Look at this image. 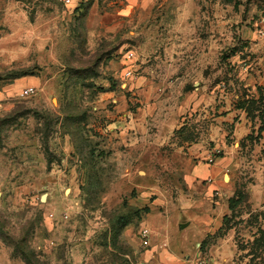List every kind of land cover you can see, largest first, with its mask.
Listing matches in <instances>:
<instances>
[{
    "label": "rangeland",
    "instance_id": "374dc122",
    "mask_svg": "<svg viewBox=\"0 0 264 264\" xmlns=\"http://www.w3.org/2000/svg\"><path fill=\"white\" fill-rule=\"evenodd\" d=\"M263 45L264 0H0V264H157L139 233L161 238L189 161L166 114L198 105L204 132L220 109L226 132ZM199 139L193 164L220 153L245 196L202 251L264 264V197L246 193L264 152L230 162Z\"/></svg>",
    "mask_w": 264,
    "mask_h": 264
},
{
    "label": "crops",
    "instance_id": "0c3cea01",
    "mask_svg": "<svg viewBox=\"0 0 264 264\" xmlns=\"http://www.w3.org/2000/svg\"><path fill=\"white\" fill-rule=\"evenodd\" d=\"M264 47V45H263ZM262 66H258L255 76L251 75L246 80V93H239L233 103V120L227 121L229 129L224 132L223 118L220 109L209 113V118L214 121L209 130L200 132L196 129H189V124L200 118L201 114L195 115L199 107L193 106L189 109V104L176 108L169 117L172 130L170 136L179 140L180 148L186 151L189 161L188 170L185 173L186 194L183 192L180 199L171 206L167 205L168 220L162 227L161 238L153 241L149 231L148 247L146 256H150L157 264H196L199 260H207L211 264H229L228 257H219L216 253L217 246H206L203 251L205 240L223 243L226 224L228 219L235 213L237 208L245 200L243 192L234 188V173L230 172L229 181L223 180V169L226 164L225 158L219 156L213 165L197 162L194 159L202 158L208 152L200 151V143L205 139H199L203 133H207L208 141L213 143L216 149L221 145L225 151L224 155L228 161L240 158L242 153L256 154L262 150L264 152V122L260 118L261 110L264 107V61ZM253 100L255 107L248 110L241 108L243 101ZM194 116L193 119L191 117ZM243 116V119L242 117ZM202 119V118H200ZM203 120V119H202ZM134 124L138 130L142 128L143 117L138 114L134 117ZM198 119L196 122H199ZM131 124V123H130ZM212 125V124H211ZM187 126L189 128H187ZM228 126V125H227ZM196 132V133H195ZM200 133V134H199ZM209 133V135H208ZM234 140L233 148H228L230 140ZM225 144V145H224ZM264 170V157L261 160ZM228 168V171L232 170ZM247 195L251 198L262 200L264 192L255 189L247 190ZM238 200L235 209L230 208V202ZM241 201V202H240ZM229 214V215H228ZM172 231V237L169 236ZM230 231V230H226ZM153 241V242H152Z\"/></svg>",
    "mask_w": 264,
    "mask_h": 264
},
{
    "label": "built area",
    "instance_id": "2783aa9c",
    "mask_svg": "<svg viewBox=\"0 0 264 264\" xmlns=\"http://www.w3.org/2000/svg\"><path fill=\"white\" fill-rule=\"evenodd\" d=\"M72 1L74 0H63L64 3L66 4H70ZM132 54L129 53L128 54V59L132 58ZM130 72H127L126 73V76H130ZM35 94V90L34 88L32 87H27V88H24L21 92V97L23 98H27V97H30L32 95ZM218 155L219 153L214 151L212 152L208 157H207V163L209 165H212L216 162L217 158H218ZM139 236H140V240H141V243L143 246H148V236H149V231L147 229H142L139 233ZM196 264H211L209 261L207 260H199Z\"/></svg>",
    "mask_w": 264,
    "mask_h": 264
},
{
    "label": "trees",
    "instance_id": "16d2710c",
    "mask_svg": "<svg viewBox=\"0 0 264 264\" xmlns=\"http://www.w3.org/2000/svg\"><path fill=\"white\" fill-rule=\"evenodd\" d=\"M260 100H264V97L263 98H261ZM256 106V102L255 101H253V100H250V101H243L241 104H240V107L241 108H245L246 107V109L248 110L250 107H255ZM249 111V110H248ZM260 118H261V120H262V122H264V107H263V109L261 110V113H260ZM221 154L219 153V155H218V157L220 156ZM237 204H238V200H232L231 202H230V208H232V210L233 209H235V207L237 206ZM228 229V227L225 229V231Z\"/></svg>",
    "mask_w": 264,
    "mask_h": 264
},
{
    "label": "water",
    "instance_id": "95a60500",
    "mask_svg": "<svg viewBox=\"0 0 264 264\" xmlns=\"http://www.w3.org/2000/svg\"><path fill=\"white\" fill-rule=\"evenodd\" d=\"M44 198H45V197H44V196H42L41 200H42V201H44Z\"/></svg>",
    "mask_w": 264,
    "mask_h": 264
}]
</instances>
